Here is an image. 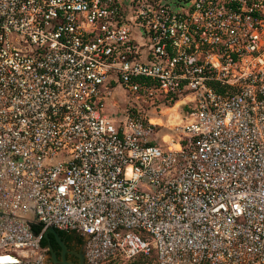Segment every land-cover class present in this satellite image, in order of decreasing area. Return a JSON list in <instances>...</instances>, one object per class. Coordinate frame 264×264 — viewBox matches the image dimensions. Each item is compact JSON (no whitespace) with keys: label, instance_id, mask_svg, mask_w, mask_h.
I'll return each instance as SVG.
<instances>
[{"label":"built area","instance_id":"obj_1","mask_svg":"<svg viewBox=\"0 0 264 264\" xmlns=\"http://www.w3.org/2000/svg\"><path fill=\"white\" fill-rule=\"evenodd\" d=\"M49 227L87 264H264V0H0V264Z\"/></svg>","mask_w":264,"mask_h":264},{"label":"rangeland","instance_id":"obj_2","mask_svg":"<svg viewBox=\"0 0 264 264\" xmlns=\"http://www.w3.org/2000/svg\"><path fill=\"white\" fill-rule=\"evenodd\" d=\"M126 104H127V95L125 94V91L121 87L117 86L116 89L114 90V93L110 96L109 99L105 101V108L106 111L109 113L119 112L126 106ZM163 104L164 105L162 108L164 111L163 114L161 115L162 120L158 119V121L163 122L162 126H159L160 137L168 133L175 135L181 134V131L178 130L177 128L173 130V127L175 125H178V127L180 126V124H178L180 122V118L178 117V114L179 112H181V108L178 107L180 102L175 104L169 101H165V103ZM52 257L54 256L52 255Z\"/></svg>","mask_w":264,"mask_h":264},{"label":"flooded vegetation","instance_id":"obj_3","mask_svg":"<svg viewBox=\"0 0 264 264\" xmlns=\"http://www.w3.org/2000/svg\"><path fill=\"white\" fill-rule=\"evenodd\" d=\"M62 240L65 242L66 247L60 244L55 235H50V244L53 247V251H48V263L49 264H64V261L78 263L81 258H84L86 263L84 252H85V239L84 237L74 233L73 237L68 240L62 236ZM55 255L56 260L52 257Z\"/></svg>","mask_w":264,"mask_h":264},{"label":"trees","instance_id":"obj_4","mask_svg":"<svg viewBox=\"0 0 264 264\" xmlns=\"http://www.w3.org/2000/svg\"><path fill=\"white\" fill-rule=\"evenodd\" d=\"M176 101H177V98H175L171 102L176 103ZM33 230L35 232H39L42 230V226L41 225H34ZM57 231L61 237L64 236L68 240H70L74 235V232H70V231H64V230H59V229H57ZM50 235H54V234L50 233ZM49 243H50V239L48 240V239L44 238L42 240L43 246H47ZM156 260H157V256H156L155 251H151L149 253L142 251L132 259H128V260L118 259L116 261H111L108 264H158V262Z\"/></svg>","mask_w":264,"mask_h":264},{"label":"water","instance_id":"obj_5","mask_svg":"<svg viewBox=\"0 0 264 264\" xmlns=\"http://www.w3.org/2000/svg\"><path fill=\"white\" fill-rule=\"evenodd\" d=\"M50 233H53L54 235H55V237L57 238V240L60 242V244L64 247V249H65V247H66V244H65V242L62 240V238H61V236L59 235V233H58V231H57V229H55L54 227H49L47 230H46V232H45V238L46 239H50ZM48 248H49V251L50 252H52L53 251V247H52V245L49 243L48 245ZM53 256L55 257V255L53 254ZM53 257V258H54ZM55 260H56V258H55ZM64 264H85V262H84V258H81V260L78 262V263H72V262H68V261H64Z\"/></svg>","mask_w":264,"mask_h":264},{"label":"bare ground","instance_id":"obj_6","mask_svg":"<svg viewBox=\"0 0 264 264\" xmlns=\"http://www.w3.org/2000/svg\"><path fill=\"white\" fill-rule=\"evenodd\" d=\"M154 121H155V119H154Z\"/></svg>","mask_w":264,"mask_h":264}]
</instances>
